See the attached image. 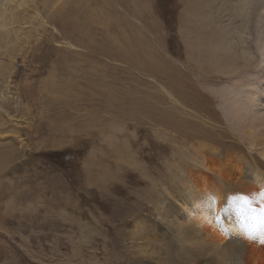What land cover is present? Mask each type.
<instances>
[{
	"label": "rangeland",
	"instance_id": "374dc122",
	"mask_svg": "<svg viewBox=\"0 0 264 264\" xmlns=\"http://www.w3.org/2000/svg\"><path fill=\"white\" fill-rule=\"evenodd\" d=\"M189 1L3 7L0 264H216L218 230L188 195L201 179L232 218L252 214L237 194L264 172V123L230 89L245 81L264 101V81L216 58L231 48L223 35L255 52L264 0H200L201 26L220 33L207 44L188 32ZM244 255L263 262L264 244Z\"/></svg>",
	"mask_w": 264,
	"mask_h": 264
},
{
	"label": "bare ground",
	"instance_id": "6f19581e",
	"mask_svg": "<svg viewBox=\"0 0 264 264\" xmlns=\"http://www.w3.org/2000/svg\"><path fill=\"white\" fill-rule=\"evenodd\" d=\"M10 1L11 0H0V4L2 5V8L0 9V16H4L5 11L3 10V7L6 6V4L9 3ZM186 1L188 2L189 0H186ZM199 1L200 0L196 1L195 3L191 2L192 5L187 6L188 12L190 13L191 18L197 19L196 25L188 24L187 29H188V32L193 33L194 35H198L199 40L200 39L201 40H207L205 43H201V44H207L208 42L211 43L213 41L212 39L216 38L215 35L218 36L220 33L207 32V29L205 28L206 24L204 26H201V22H203L201 20H206V19H205L204 15H198L199 14L198 9L199 8L205 9V7H208V5L206 4L207 2L204 5L199 4ZM189 3H190V1H189ZM186 4H188V3H186ZM211 5L213 6V4H211ZM209 17L210 16L208 15V18ZM3 19L5 20L6 23L0 24V26H2V27L7 26L8 21L11 20V17L6 16L5 18L3 17ZM202 27H204V31H203L204 35L200 33V29ZM250 31H251L250 29L246 31V36L243 37L241 40L242 45L244 43L250 41V39H249V35L251 34ZM256 32H257V37L255 38V41H254L255 45H256L255 52L252 51L251 49H246L245 46H243V48H240L239 44H237V45L234 44L235 41H233V39L229 40V39H227V37H225L222 34L223 35L222 40L226 39V42L231 45L230 49L221 51L220 54L218 55V57L216 58L218 60V62H225V61L229 62L230 61L229 65L224 64V69L222 70V72H226V73H238L239 72L236 75L239 79L246 77V75H244V73H247L248 79H251V76L254 75L256 77H263V79H260V80L264 81V13L261 14L258 23H256ZM196 42L198 43V41H196ZM239 48L243 49V50H239ZM256 52L258 54L257 56H256ZM202 53H203V51L201 50L199 52V54H202ZM202 55H203L204 59H205V57L207 58L209 56L206 53H203ZM240 59H242L244 62L241 63L239 61ZM245 65H246V68L244 67ZM248 68H249V71L246 72ZM236 83H238V82H236ZM244 83H246V82L244 81L240 85L239 88L230 89L231 93H233V94L237 95V97H239L238 91L242 90V89L245 90V92H244L245 95L242 98L239 97L242 99V103H241L242 106H240V109H247V114H250L252 116V118H254L256 120H260V121H262V123H264V101L260 100V97H257L256 91H254L251 88L250 89L245 88L243 85ZM256 90H258V89H256ZM261 92H262V95L264 97V82H263V86L261 87ZM8 156L9 155L6 152L0 153V160L1 161H7V160H9ZM254 174L258 175L261 178H264V172H262L260 170L253 172V176H254ZM200 183L202 184L201 186H199L198 184L196 185L193 182H190V184H189L190 186H187L188 195L191 196L195 202L202 199L204 196V193L206 191L205 182L201 179ZM198 196H199V198H198ZM209 203L211 204V202H209ZM209 203L206 205V210L204 211V213H202L200 215H196L194 213V218L199 219L197 221V223L199 225L201 224V221L203 219H205L207 222L209 220V224L211 225L213 230H220L221 232H223L222 230H225V231H228L229 233L233 230L234 227L237 229L243 230V226L245 225L247 218H243L242 220H240L236 216L232 218L229 215V211L227 209H225L224 206L222 205L221 201H220V207L222 205L221 208L217 209V207L215 205V206H211V210H209V208H208ZM228 208H229V206H228ZM185 209H186V207H185ZM208 211H210V213H211V218L209 217ZM246 216H244V217H246ZM217 217H219V219H217ZM225 231L223 233H225ZM207 243L213 247L218 246L217 242H207ZM231 243L234 244V249L240 250L243 254H245L247 248L250 245H252V243L245 242L238 235H233V237L231 239ZM261 244H264V243H261ZM183 256H184V254H183ZM255 264H264V261L262 262L261 259L256 260Z\"/></svg>",
	"mask_w": 264,
	"mask_h": 264
},
{
	"label": "clouds",
	"instance_id": "9594fccd",
	"mask_svg": "<svg viewBox=\"0 0 264 264\" xmlns=\"http://www.w3.org/2000/svg\"><path fill=\"white\" fill-rule=\"evenodd\" d=\"M252 181L257 186L256 191L237 194L249 202L252 214L246 219L243 230L234 227L227 236L218 230V246L215 252L216 264H247L245 255L240 250L226 246V242L233 235H238L245 242L256 245H260L264 240V212L261 211L264 208L262 207L264 206V178L254 174ZM227 183L231 184L232 182ZM222 199L223 196L220 191H205L203 198L193 204L192 211L196 215L204 213L206 205L212 200H215L216 207L219 209ZM258 208L260 211L256 212Z\"/></svg>",
	"mask_w": 264,
	"mask_h": 264
},
{
	"label": "snow or ice",
	"instance_id": "6c2138e0",
	"mask_svg": "<svg viewBox=\"0 0 264 264\" xmlns=\"http://www.w3.org/2000/svg\"><path fill=\"white\" fill-rule=\"evenodd\" d=\"M243 199H244V198H243ZM244 204L250 206L249 202H246L245 200H244ZM215 205H216L215 200H212V201H211V206H215ZM242 211H243V209H242ZM253 211H254V210H253ZM261 211L264 212V208H262ZM217 219H219V217H217ZM262 243H264V240H262Z\"/></svg>",
	"mask_w": 264,
	"mask_h": 264
}]
</instances>
